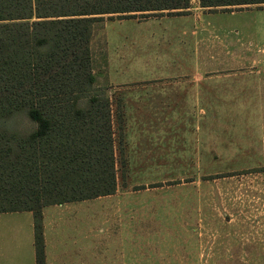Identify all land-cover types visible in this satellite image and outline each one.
I'll return each instance as SVG.
<instances>
[{"label": "rangeland", "instance_id": "1", "mask_svg": "<svg viewBox=\"0 0 264 264\" xmlns=\"http://www.w3.org/2000/svg\"><path fill=\"white\" fill-rule=\"evenodd\" d=\"M232 10L209 12L191 0V15H137L95 28L96 85L107 87L121 115L118 194L97 199L103 204L96 208L82 204V211L135 212L134 264H264V105L253 97L256 71L264 67V5ZM140 26L151 36L148 64L138 60L137 33L127 37ZM189 32L196 35L184 39ZM110 62L122 69L114 73L121 81L136 77L132 66L150 65V75L137 85H112ZM191 64L197 73L163 71ZM177 81L197 83L198 103L173 89L163 93ZM15 119L30 127L25 112ZM78 217L67 212L57 232L60 246L82 240V259L75 253L74 261L132 264L130 233L126 239L112 232L102 250L93 243L107 235L92 225L85 232Z\"/></svg>", "mask_w": 264, "mask_h": 264}, {"label": "trees", "instance_id": "2", "mask_svg": "<svg viewBox=\"0 0 264 264\" xmlns=\"http://www.w3.org/2000/svg\"><path fill=\"white\" fill-rule=\"evenodd\" d=\"M191 0H0V213L31 211L46 264L42 209L117 191L115 121L96 85L91 42L114 19L189 13ZM209 12L264 0H197ZM166 13V14H165ZM25 112L28 129L15 119Z\"/></svg>", "mask_w": 264, "mask_h": 264}, {"label": "crops", "instance_id": "3", "mask_svg": "<svg viewBox=\"0 0 264 264\" xmlns=\"http://www.w3.org/2000/svg\"><path fill=\"white\" fill-rule=\"evenodd\" d=\"M199 7V5H198ZM190 13V9H189ZM187 13V14H189ZM191 15V13H190ZM189 16V15H188ZM108 23V21H105ZM110 23L111 20L109 21ZM134 32L137 34L134 36L132 35ZM196 34L193 32H189L183 34V38L187 39L190 38L191 40ZM134 36L136 37L137 43L142 44V52L141 55L138 56V60L146 61L148 64L150 62V47L149 42L151 40V36L149 32L145 31V28H135L130 32L127 37ZM175 35H173L174 37ZM189 39V40H190ZM147 43V44H146ZM146 44V45H145ZM147 56V60H146ZM137 60V61H138ZM113 62V61H112ZM126 64H130L126 62ZM137 65H140V62H137ZM114 63L110 62V80L109 84L123 86L124 84H135L137 82L144 81L148 79L150 75V65L146 67H133L132 69L129 68V71H134L136 73L134 78H130L127 80L121 81V79H116V75L122 74V69L118 71L114 70ZM170 72H179V73H197L199 71L198 65L191 64L189 67L186 65L177 66V67H170V68H163V71ZM116 75L114 76V73ZM256 73L258 74L255 77V85L253 89V97L255 99V103L258 105H264V67H260ZM193 75H191V79ZM195 79L198 76H194ZM165 89V88H164ZM173 89L175 95L179 97H184L186 99H193L184 101L190 104L198 103V97L200 95L199 87L197 83L193 81H185V82H178L174 85L166 86V90H163L164 94L170 93V90ZM209 93V92H207ZM251 96V94H248ZM246 97V96H245ZM160 138V135H158ZM118 193L109 196L98 197L92 200L84 201H77V202H70V203H63V204H54L45 206L42 209V217H43V229H44V239H45V253H46V264H60L59 257L63 256L64 260L61 264H82V261H74L72 258L75 253H78L82 259V240L79 241L78 244H63L60 246L59 239L57 237V232L62 231V222L63 216L67 215V212H79V220L82 221V228L85 227V232L89 233L92 230L86 229V226H91L92 229H98L100 234L107 235L106 238L103 235L100 236L101 239L93 243L94 245H98L99 248L103 250L106 249V243L110 244V241L117 236V233L124 236L126 239L129 238V233L132 236V264H134V227H135V212H94L92 210L82 211V204L85 206H93L95 205L100 206L103 202L96 201L97 199L106 198L116 196ZM112 207V206H111ZM109 206L107 211L111 209ZM82 213V215H81ZM73 213H70L71 215ZM100 222V223H98ZM99 224V225H98ZM108 225L110 227L105 228L104 226ZM79 226V224H78ZM115 226V227H114ZM95 227V228H94ZM116 228V229H115ZM116 232L115 235L112 232ZM93 233V232H92ZM33 214L31 211H15V212H2L0 213V264H35V249H34V242H33ZM110 235V236H109ZM112 237V239H110ZM105 241L104 244L102 241ZM129 241V240H128ZM30 243V244H29ZM127 250L129 251V245H127ZM68 261V262H67Z\"/></svg>", "mask_w": 264, "mask_h": 264}]
</instances>
